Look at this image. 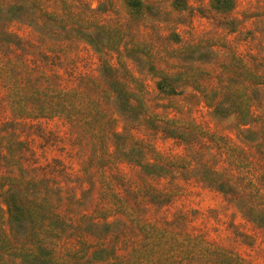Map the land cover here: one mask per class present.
Returning <instances> with one entry per match:
<instances>
[{"label": "rangeland", "instance_id": "rangeland-1", "mask_svg": "<svg viewBox=\"0 0 264 264\" xmlns=\"http://www.w3.org/2000/svg\"><path fill=\"white\" fill-rule=\"evenodd\" d=\"M0 264H264V0H0Z\"/></svg>", "mask_w": 264, "mask_h": 264}, {"label": "trees", "instance_id": "trees-1", "mask_svg": "<svg viewBox=\"0 0 264 264\" xmlns=\"http://www.w3.org/2000/svg\"><path fill=\"white\" fill-rule=\"evenodd\" d=\"M20 218H21V216H20ZM20 218L19 219H15V221L19 222L20 221Z\"/></svg>", "mask_w": 264, "mask_h": 264}]
</instances>
